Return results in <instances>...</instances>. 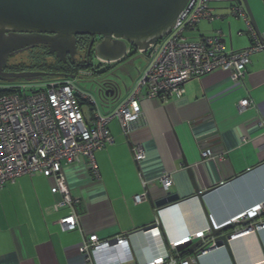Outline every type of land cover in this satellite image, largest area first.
<instances>
[{
    "label": "crops",
    "instance_id": "obj_1",
    "mask_svg": "<svg viewBox=\"0 0 264 264\" xmlns=\"http://www.w3.org/2000/svg\"><path fill=\"white\" fill-rule=\"evenodd\" d=\"M246 1L256 27L264 31V0ZM226 3L212 6L215 19L203 21L191 38L198 40L222 32L228 51H242L252 43L249 27L246 21L232 16L230 3ZM247 96L254 107L240 112L238 104ZM124 98L120 96L115 105L110 102L98 107L93 98L95 108L89 104L84 114L87 118L96 111L106 115ZM261 119L264 52L252 57L242 85L218 70L189 81L182 98L142 101V117L131 142L143 146L146 159L136 162L129 138L119 121L113 120L109 125L113 143L95 154L99 178L84 162L64 168L71 195L77 200L75 208L66 206L55 211L60 196L52 191L54 180L40 174L22 176L3 188L0 264H88L79 247L85 236L94 234L102 241L130 236V264H142L166 252L167 238L207 232L211 221L222 225L251 210L264 202ZM205 149L218 156L203 159ZM165 175L172 178L168 191L161 183ZM144 181L149 182L148 189ZM197 191L205 194L204 203L196 197ZM146 192L147 199L136 204L134 197ZM168 193L178 195L180 201L158 213L155 203ZM73 210L79 216V225L68 232L60 220ZM158 220V230L143 231ZM260 222H264V211L255 217L254 223ZM246 226H236L224 234L242 233ZM209 234L206 241L212 243ZM230 247L231 254L225 247L210 249L200 255L198 263L264 264V228L231 240Z\"/></svg>",
    "mask_w": 264,
    "mask_h": 264
},
{
    "label": "built area",
    "instance_id": "obj_2",
    "mask_svg": "<svg viewBox=\"0 0 264 264\" xmlns=\"http://www.w3.org/2000/svg\"><path fill=\"white\" fill-rule=\"evenodd\" d=\"M225 2L230 3L232 16L246 21L249 27L252 43L242 51H228L222 32L202 36L198 40H192L188 35V32H195L203 21L212 22L215 19L212 4ZM138 52L146 56V69L128 96L106 115L97 112L89 118L85 116L82 103L89 102L93 107L96 103L76 84L75 78L80 75L64 83L51 82L39 86L28 83L0 89V192L8 183L22 176L40 174L54 180L52 191L60 196L54 205L55 211L66 206L75 208L77 200L71 195L64 168L84 162L99 178L95 154L113 143L109 128L113 120L119 121L132 145L135 160L140 164L146 159V152L142 145L131 142V134L141 120L142 101L160 99L167 102L182 98L189 81L218 70L228 73L235 84H244L252 57L264 52V31L258 34L253 29L242 0H190L175 28L162 43ZM85 76H92V71H87ZM251 107L254 104L249 96L238 104L240 112ZM259 125L264 130V119L259 120ZM217 156L211 149L202 152L203 159ZM161 183L163 189L168 191L172 178L165 175ZM148 184V181H144L147 189ZM147 196V192L135 196L136 204L144 202ZM262 211L264 202L223 225L253 220L245 231L234 234L233 239L251 230H262L264 222L254 223L255 217ZM60 224L65 231L77 230V212L73 210L60 220ZM155 225L158 230L159 220ZM213 225L214 229L223 226L214 222ZM207 232L200 230L188 236L189 243L203 241L197 253L181 256L178 247L187 243L186 239L178 238L176 241H166L164 254L142 264H199L200 255L215 245L214 241H206ZM79 253L85 256L88 264H130L133 259L130 236H121L114 241H102L97 234L85 236Z\"/></svg>",
    "mask_w": 264,
    "mask_h": 264
},
{
    "label": "water",
    "instance_id": "obj_3",
    "mask_svg": "<svg viewBox=\"0 0 264 264\" xmlns=\"http://www.w3.org/2000/svg\"><path fill=\"white\" fill-rule=\"evenodd\" d=\"M190 0H0V81L27 83L43 81L47 74L41 72H5L10 57L39 45L48 47L51 55L65 63L67 57L75 59L78 36H100L103 41L96 47V57L101 64H118L132 48L147 51L164 40ZM254 29L258 34L253 13L243 0ZM226 43V40L224 39ZM74 79V76H70ZM108 84L109 87L104 85ZM100 100L103 96L120 97V86L109 78L97 84ZM128 93V91H127ZM101 104L105 103L101 100ZM203 202L204 193L196 192ZM179 196L168 193L155 205L159 210L179 202ZM204 203V202H203ZM252 221V220H250ZM249 221L236 222L218 230L211 229L208 237L215 245L208 249L225 247L231 254V235L224 231L245 225ZM157 226L146 228L145 233ZM203 241L178 247L180 255L197 253Z\"/></svg>",
    "mask_w": 264,
    "mask_h": 264
},
{
    "label": "rangeland",
    "instance_id": "obj_4",
    "mask_svg": "<svg viewBox=\"0 0 264 264\" xmlns=\"http://www.w3.org/2000/svg\"><path fill=\"white\" fill-rule=\"evenodd\" d=\"M217 4H224V3H214L212 6H216ZM225 5H228L226 3ZM188 35H193V32H188ZM193 40V39H192ZM162 43V41H161ZM40 54L39 51H26L22 53H18L17 55L13 56L11 59H9V66L10 65H17V64H26V65H32L36 62L35 57ZM131 53L128 55V62L126 65L119 66L117 68L111 69L109 72L105 74V76H85L87 74V71L82 70L78 73L77 78H75L76 84L79 85L86 93H88L91 97L95 98V100L98 102L97 107L101 105L100 98L97 94V82L102 79L103 77L113 79L121 89V96L124 98L127 95V91L129 89H133L135 86V83L140 78L141 74L144 72V70L147 67V60L146 56L142 53H135L133 56H130ZM80 56V55H79ZM78 56V57H79ZM130 56V57H129ZM51 60V59H50ZM94 68H97L101 63L97 60H94ZM114 64H112V67ZM111 67L108 64L103 65L101 70H105V72L108 70V68ZM124 68L129 70L128 74L124 71ZM82 73L83 75H81ZM49 79H44L43 81L34 82L33 84H28L24 80H16L13 83L9 82H3L0 81V89H11L18 87L23 84L33 85V86H39L40 84L46 85L49 82L52 81H60L62 79L61 77L57 76H48ZM89 102H84L83 109L84 112L87 113L89 111ZM100 104V105H99ZM110 107V106H108ZM97 113V111L95 112Z\"/></svg>",
    "mask_w": 264,
    "mask_h": 264
},
{
    "label": "trees",
    "instance_id": "obj_5",
    "mask_svg": "<svg viewBox=\"0 0 264 264\" xmlns=\"http://www.w3.org/2000/svg\"><path fill=\"white\" fill-rule=\"evenodd\" d=\"M34 51H39L40 54L35 57L36 62L33 63L32 65H26L24 63L22 64H15V65H10L8 68L12 72H26V71H33V72H41L47 74V76H57L61 77L60 81H52V82H61L64 83L68 80H70V76L77 77L79 70H85V71H92V76L97 77V76H105L107 72H109L111 69L115 68V66H111L108 68V70L105 72V70H101L104 64H100L97 68H94V62L92 60L84 61L81 63L80 67L76 70L71 71V66L68 63H63L60 62L59 59L56 58L55 55H51L48 51V47H41L38 50ZM136 49L132 48L129 54L131 53L130 56H133L135 53H137ZM129 56V57H130ZM51 59V60H50ZM9 65V64H8ZM117 65V64H116ZM66 74V75H63ZM44 79H49V77H45ZM101 80V79H100ZM51 83V82H49ZM98 84V82H97ZM119 97H109L107 98L106 96H103L101 99L105 104H109L112 102L114 105L118 101ZM100 100V101H101ZM83 106V103H82ZM93 107V106H92ZM188 253H185L187 255Z\"/></svg>",
    "mask_w": 264,
    "mask_h": 264
},
{
    "label": "flooded vegetation",
    "instance_id": "obj_6",
    "mask_svg": "<svg viewBox=\"0 0 264 264\" xmlns=\"http://www.w3.org/2000/svg\"><path fill=\"white\" fill-rule=\"evenodd\" d=\"M103 37L100 36H78L77 37V55L75 57V59H71L69 56L67 57V61L66 63H68L71 66V71L76 70L80 67L81 63H83L84 61H88V60H92L94 62V60H97L96 57V47L98 44H100L103 41ZM43 48L46 47L44 45H39L34 49H28L26 51H34V50H38L39 48ZM23 51V52H26ZM22 53V52H21ZM80 55V56H79ZM79 56V57H78ZM12 57H10L11 59ZM128 62V56L122 60L120 63H118L117 65L114 64L115 68L122 66V65H126V63ZM105 65V64H104ZM110 66H112V64H108ZM9 65H7L4 68L5 72H12L9 68ZM124 71L128 74L129 70H127L126 68H124ZM79 72H81L79 70ZM78 72V73H79ZM66 75V74H63ZM105 88L109 87L108 84L104 85ZM248 225V224H246Z\"/></svg>",
    "mask_w": 264,
    "mask_h": 264
},
{
    "label": "clouds",
    "instance_id": "obj_7",
    "mask_svg": "<svg viewBox=\"0 0 264 264\" xmlns=\"http://www.w3.org/2000/svg\"><path fill=\"white\" fill-rule=\"evenodd\" d=\"M250 220H252V219H250ZM250 220H247V221H249L247 224H249L250 222H252V221H250ZM247 221H244V222H247ZM239 222H241V221H239ZM215 223V222H214ZM233 223H236V222H231V223H229V224H226V225H223L222 227H220V228H223V227H226V226H228V225H230V224H233ZM225 224V223H224ZM217 225V224H216ZM246 225V224H245ZM210 228H213L214 229V225H213V222L211 221V226H210ZM219 228V229H220ZM215 230H218V229H215ZM189 234L188 235H185V236H183V237H181V238H184V239H186L185 240V242L186 243H189ZM231 236H233V235H231ZM167 238V237H166ZM232 238V237H231ZM177 239H175V240H169L168 238H167V242H170V241H176ZM231 240H234L233 238L231 239ZM166 241H164V243H166ZM200 241V240H199ZM195 243V242H194Z\"/></svg>",
    "mask_w": 264,
    "mask_h": 264
}]
</instances>
